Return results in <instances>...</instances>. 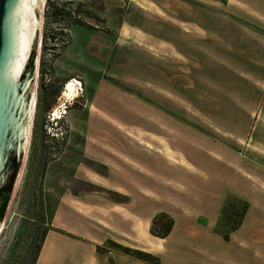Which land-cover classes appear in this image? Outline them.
<instances>
[{
	"label": "rangeland",
	"instance_id": "obj_1",
	"mask_svg": "<svg viewBox=\"0 0 264 264\" xmlns=\"http://www.w3.org/2000/svg\"><path fill=\"white\" fill-rule=\"evenodd\" d=\"M40 3L39 69L37 84L30 87L33 114L22 170L0 226V264H30L32 238L36 244L53 228L52 217L65 189L75 192L84 186L77 178L130 183L142 180L140 166L158 175L159 184L146 182L156 198L139 201V213L173 212L187 205L191 212L210 214L217 194L231 187L244 199L225 197L228 204L219 213L223 216L216 231L230 229L226 217L236 218L243 201L250 203L251 219L264 214L258 193L264 190V108L257 103L264 93V74L242 73L248 60L241 47L244 43L247 48V42L232 44V38L247 39L249 28L233 18L238 0ZM232 46L240 48V59H234L240 74L227 70L231 62L225 51ZM71 79L76 80L78 96L61 99ZM53 110L59 116L55 121L50 118ZM181 151L189 154L193 163L185 159L196 172L180 170L189 165ZM152 152H158L160 160ZM198 155H208V162H199ZM174 183L187 192L170 187ZM155 229L162 232L161 225ZM112 243L97 250L121 252ZM262 243L256 244L263 246L256 249L255 259L241 257L240 263L264 264ZM229 251L225 246V253ZM45 253L40 264L47 262ZM128 259L127 264H150Z\"/></svg>",
	"mask_w": 264,
	"mask_h": 264
},
{
	"label": "crops",
	"instance_id": "obj_2",
	"mask_svg": "<svg viewBox=\"0 0 264 264\" xmlns=\"http://www.w3.org/2000/svg\"><path fill=\"white\" fill-rule=\"evenodd\" d=\"M238 1L239 11L233 15V18L249 28L247 39H243L245 36L239 38L240 35L232 38V44L247 42V48L243 42L241 47L243 48L242 52L246 51L248 60L247 71L242 73L255 76L264 74V0ZM256 1L262 5H256ZM256 32H260L261 36H258ZM243 33L246 35L245 31ZM231 48V50L225 51L228 54L225 57L231 62V67H227V70L234 74H240V68L234 63V59L241 57L240 48L239 46ZM257 101L258 106L261 104L260 106L264 108L263 92L260 93ZM194 151L200 153L201 150L195 148ZM152 153V156L155 155L160 160L158 152ZM203 153L207 154V151ZM180 154L184 156L185 161L186 157L193 163L187 157L188 153L181 151ZM196 157L201 162L199 160L201 156ZM203 157L206 159H201L208 162V155ZM221 158L223 164L225 157ZM190 162L186 161V165L189 164L188 168L180 170L191 174L196 172ZM224 165H222V169L220 168L221 171H224ZM226 166L229 167V165ZM232 169L234 170V168ZM140 171L142 180L130 181V183L123 181L99 184L90 178H77L75 181L84 186L75 192L65 189L60 196L51 222L54 229L47 230L35 264H40V259L45 251L46 264H107V260L110 259L115 264H127L130 261L128 258L131 257L129 255L111 248H107L106 252L97 250V246L107 241L156 254L160 257L161 264H165V260L168 261V264H232L233 262L241 264V257L249 262L250 259L256 258V249L262 250L258 246L263 245L257 246L256 244L264 242V214H257L251 219L250 203L240 226L230 232L228 240H225L216 231L225 197L227 195L234 196L239 191L232 192L230 187V191L227 188L223 193L221 191L219 195L217 194L215 206L209 210L210 214L191 212L188 210L191 207L187 205V208H175L173 212L169 210L168 212L157 211L143 214L137 210L138 202L141 203L143 198H156L146 187V182L157 183L156 180L159 176L142 166H140ZM200 175L202 174L200 173ZM85 183L90 184L91 187H99L100 191L85 188ZM170 187L177 191L187 192L186 187L178 183H174ZM261 189L263 188L261 187L258 193H261L260 195L264 199V190ZM103 192L110 193L113 196L111 198L114 196L129 197V201L113 200L106 197ZM225 192L231 193L225 195ZM220 195L221 197L218 199ZM162 212L173 220L171 231L164 238L154 236L150 232L153 218ZM169 240L171 244L166 246ZM225 246L230 250L229 252L225 253ZM231 253H235L237 258L231 257ZM135 260L137 261V259Z\"/></svg>",
	"mask_w": 264,
	"mask_h": 264
},
{
	"label": "water",
	"instance_id": "obj_3",
	"mask_svg": "<svg viewBox=\"0 0 264 264\" xmlns=\"http://www.w3.org/2000/svg\"><path fill=\"white\" fill-rule=\"evenodd\" d=\"M40 1L0 0V226L22 170L39 60Z\"/></svg>",
	"mask_w": 264,
	"mask_h": 264
},
{
	"label": "trees",
	"instance_id": "obj_4",
	"mask_svg": "<svg viewBox=\"0 0 264 264\" xmlns=\"http://www.w3.org/2000/svg\"><path fill=\"white\" fill-rule=\"evenodd\" d=\"M86 186H91L90 184H87L85 183ZM228 204V202H225L223 207H222V210L224 211L226 209V205ZM248 203L246 201H243V206L242 208H239L236 212V214H234L236 216L235 217H232L231 215L232 214H229L227 215V224L229 225V230L228 231H217L218 233H220L222 235V237L225 239V240H228L229 239V234L231 231H234L235 229H237L244 216H245V213L247 211V208H248ZM233 207V206H231ZM235 208V207H234ZM221 210V211H222ZM223 214H221L220 216V219L222 218ZM220 222V221H219ZM223 222H225L223 220ZM222 222V224H223ZM158 225H161V228H162V232H157L155 227H157ZM172 225H173V220L171 217H169L166 213H159L157 214L153 220H152V223H151V234L157 236V237H160V238H164L166 237L169 232L171 231V228H172ZM46 232L47 231H44V233L41 236H39L40 240L38 241V243L35 244L34 240L36 239V237L32 238L34 239L31 243L33 244V246L29 245V248L32 249V252L31 250L29 251V254L31 255V259H30V264H35L36 263V260H37V257H38V254H39V251L41 249V246H42V243H43V240L45 238V235H46ZM115 247H117L119 249V251H121L122 253L124 254H127V255H130V256H133L135 257L136 259H139L143 262H147V263H150V264H160L159 263V260L156 256H154L153 254H150V253H147V252H144V251H141V250H138V249H132V248H129V247H125V246H122L120 244H117V243H112Z\"/></svg>",
	"mask_w": 264,
	"mask_h": 264
},
{
	"label": "bare ground",
	"instance_id": "obj_5",
	"mask_svg": "<svg viewBox=\"0 0 264 264\" xmlns=\"http://www.w3.org/2000/svg\"><path fill=\"white\" fill-rule=\"evenodd\" d=\"M38 69H39V62L37 65V70L36 73L38 74ZM75 83L76 80L75 79H71L69 84L66 85L65 90L62 92L61 94V99H69V98H76L78 95L76 93V89H75ZM35 95L33 96V100H34ZM68 102V101H67ZM33 112V111H32ZM58 113V112H57ZM64 113V112H63ZM33 114V113H32ZM28 134V133H27ZM28 136V135H27ZM21 173V172H20Z\"/></svg>",
	"mask_w": 264,
	"mask_h": 264
},
{
	"label": "built area",
	"instance_id": "obj_6",
	"mask_svg": "<svg viewBox=\"0 0 264 264\" xmlns=\"http://www.w3.org/2000/svg\"><path fill=\"white\" fill-rule=\"evenodd\" d=\"M59 116H55L54 115V110L50 112V118L55 121L56 119H58Z\"/></svg>",
	"mask_w": 264,
	"mask_h": 264
}]
</instances>
